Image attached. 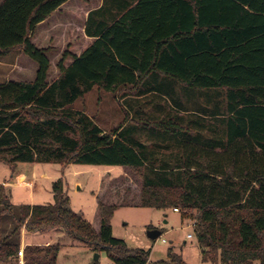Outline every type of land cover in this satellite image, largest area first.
Returning <instances> with one entry per match:
<instances>
[{"label": "trees", "instance_id": "trees-1", "mask_svg": "<svg viewBox=\"0 0 264 264\" xmlns=\"http://www.w3.org/2000/svg\"><path fill=\"white\" fill-rule=\"evenodd\" d=\"M66 1L0 0V55L21 49L37 64L32 81H0V162L11 170L17 163H55L128 172L102 183L97 229L70 207L61 178L51 184L52 202L44 204L13 205L0 185V215L12 220L0 236V263L17 256L24 227L29 233L60 230L105 252L112 264H151L149 250L129 248L112 234L115 211L138 206L177 208L181 217L193 211L202 262L264 264V0H102L84 22L92 41L79 54L66 49L58 75L48 80L47 49L31 36ZM155 72L191 95L221 96L223 103L221 113L218 101L197 109L222 114V137L203 135L202 129L216 130L201 117L189 119L194 125L186 130L172 125L181 152L163 167L148 163L120 125L104 131L73 108L94 87L137 86ZM59 249L58 243L27 245L24 264H56ZM153 264L186 262L169 249L167 259Z\"/></svg>", "mask_w": 264, "mask_h": 264}, {"label": "rangeland", "instance_id": "rangeland-1", "mask_svg": "<svg viewBox=\"0 0 264 264\" xmlns=\"http://www.w3.org/2000/svg\"><path fill=\"white\" fill-rule=\"evenodd\" d=\"M75 1L81 5H87L85 0ZM88 1L90 0H87V2ZM88 5L90 6L91 4ZM71 6L72 4L70 3L64 11L52 13L43 23L35 28L31 36V41L33 43L38 47L47 49V55L50 61L48 80H52L58 75L57 62L66 49L71 53H79L82 47L88 42L83 36L81 29L86 12H79V10L78 12H69ZM72 8L75 10L74 7ZM55 23H58L57 28L52 27ZM70 61L71 57H67L64 64L67 65ZM36 68L37 64L27 57L21 49H13L5 55H0V81L10 79L32 81L35 76ZM189 96H191V102L186 104L188 109L186 108V112L184 113L180 112L177 114L179 109L178 111L172 110L168 99L155 94L138 95L135 88L132 86H123L111 92L94 87L82 98L78 99L73 104V108L84 111L106 131L118 125L128 124L130 122L128 120L132 114L134 118V111L131 114V112L128 111V107H130L131 111L133 109L136 110L135 108L139 109V107H142V109H144V107H146L148 108V113L156 112L157 110L160 111L162 108L163 111L158 113L160 116L164 115L166 111H169V108L171 109L169 111L170 114L173 111V113H176L175 116L181 118L183 116L184 119L189 120L201 117L202 120L199 119L201 120L200 122H207V127L212 126V128L216 130V132L208 131L206 128L207 132H205V130L202 129L203 135L206 137L215 136L221 138L223 135V126L220 122L222 118V114L220 113L223 110L222 97H214L211 95L210 101H207L204 95L197 96L189 94ZM208 97H210L209 94ZM215 101H218L220 115L218 114L216 117H212L198 112L197 109L200 106L212 108L216 103ZM20 164V167L31 166V163ZM35 165L38 168L43 167L48 174V179L54 177L57 173L60 175V169H64L71 203L74 209H78L77 207L82 206V209L86 213L85 218L90 219V221L94 217L92 216L93 211H91V192L95 189L98 180L100 179L99 185H102V183H106L113 178L114 175L118 174L115 169L108 170L101 166L92 165L69 164L71 167L69 165H59L55 163H37ZM0 168L8 167L0 162ZM74 169H83L84 174L78 175V178L79 180H86V186L78 191H74V182L77 176L70 172ZM126 171L128 172L127 167H121L118 175ZM135 179H133L135 182L137 180L140 181L138 177ZM75 212L78 211L75 210ZM193 215V211H191L185 212L181 217L180 212L173 211L172 208L160 210L138 206L120 207L115 211L111 219L112 234L114 237L124 240L126 246L129 248L149 250V261L151 264L167 259L169 249L181 255L186 264H212L209 262H202L201 248L192 229ZM163 220H166V223L163 222ZM9 223L10 225L12 224V220L9 216L0 215V236L9 229ZM149 225L151 228L156 227L162 230V234L154 240L148 238L146 232ZM51 230V233L58 232L55 241L60 244L56 264H93L94 262L95 264H106L110 261L105 252H99L98 258L95 259V252L87 245L73 239L60 230ZM187 234H191L192 237H187ZM162 239L165 241H162ZM15 263L16 262H13V264Z\"/></svg>", "mask_w": 264, "mask_h": 264}, {"label": "crops", "instance_id": "crops-1", "mask_svg": "<svg viewBox=\"0 0 264 264\" xmlns=\"http://www.w3.org/2000/svg\"><path fill=\"white\" fill-rule=\"evenodd\" d=\"M72 1V2H71ZM87 5H81L75 0H68L63 3L58 10L54 13H60L64 11V9L71 3L72 6L69 8V12H86L84 22L86 20L87 13L95 8H98L102 4V0H90L87 2ZM88 4H91L90 6ZM89 6V7H88ZM75 10H73V8ZM57 17V16H56ZM46 20V19H45ZM44 20V21H45ZM42 21L41 23H43ZM70 22V21H69ZM84 22L82 24V34L87 39V46L91 41L92 37L87 36L84 33ZM39 23L38 25H40ZM37 25V26H38ZM58 23L52 25V27L57 28ZM36 26V28H37ZM84 46V47H85ZM80 50L79 53L82 52ZM73 54H79L72 52ZM152 75L153 78H147L145 81L140 82L137 86H132L135 88L138 95H146V94H155L157 96H162L165 99H168L170 108L174 111H178L177 114L180 112H186V108L189 104L190 94L188 88L183 86V84L173 81L170 79L169 76L162 74L160 72H155L149 74L147 76ZM158 105V104H155ZM128 107V106H126ZM128 111H134L135 115L133 118V114L128 121V124L120 125L121 130L125 131L127 138L130 141H133L137 144V147L141 149L145 160L149 163L151 161L154 167H163L166 165H174L175 164V156L181 152L180 148L176 145V136L174 133H171V126H176V129L183 128L186 130L187 128L192 127L194 124L190 122L188 119H184V117H177L175 116L176 113L170 114L169 111L171 109L168 108L169 111H166L164 115H159L158 113L163 111L161 108L158 111L156 108V112L148 113L146 107L142 109L135 108L136 110L130 109L128 107ZM126 121V122H128ZM134 121V122H133ZM193 121V120H192ZM196 121V120H195ZM199 122V121H197ZM205 123V122H204ZM207 124V122H206ZM117 127V126H116ZM181 130V129H180ZM106 131V130H104ZM180 132V131H179ZM178 132V133H179ZM184 132V131H183ZM35 164L31 163L30 167H20L21 164L17 163L16 167L11 170L9 168H0V185H3L6 189V193L9 196V201L13 205H20V204H44L52 202V191H51V184L57 178H61L64 183L65 192L69 198L70 207L75 211L82 213L85 218V212L81 207H77L78 209H74L70 197L68 195V183L66 182V176L64 173V169H60V175L57 173L54 177H50L48 179L47 172L43 169V167L38 168ZM6 166V165H5ZM71 167V165H69ZM68 166V167H69ZM102 168H107L108 170L115 169L118 174L121 169V166H103ZM72 172L76 177L74 191L81 190L83 187L86 186V180L78 178V175H83V169H74ZM108 172V171H107ZM114 175V177H117ZM54 178V179H52ZM21 180V181H20ZM100 179L96 184L95 189L91 192L92 193V204H91V211H93L92 216L93 219H87L90 223H92L95 229L98 228V223L95 221V210H96V195L100 193L102 189V185H99ZM67 187V188H66ZM81 204V203H79ZM80 206V205H79ZM86 219V218H85ZM166 223V220H163ZM10 226V223H9ZM156 228V227H154ZM51 229L41 233H29L26 232L24 227L20 230L19 235V249L24 250L25 246L27 245H37V246H46L48 244L56 243V238L58 236V232L51 233ZM3 235L6 234V231L2 233ZM23 264V254L22 256L18 255L14 257L11 261H8L5 264ZM18 262V263H17Z\"/></svg>", "mask_w": 264, "mask_h": 264}, {"label": "water", "instance_id": "water-1", "mask_svg": "<svg viewBox=\"0 0 264 264\" xmlns=\"http://www.w3.org/2000/svg\"><path fill=\"white\" fill-rule=\"evenodd\" d=\"M147 237L150 239H156L158 238L161 234L162 231L159 228H149L147 229ZM94 258L97 259L98 258V253L94 254Z\"/></svg>", "mask_w": 264, "mask_h": 264}, {"label": "built area", "instance_id": "built-area-1", "mask_svg": "<svg viewBox=\"0 0 264 264\" xmlns=\"http://www.w3.org/2000/svg\"><path fill=\"white\" fill-rule=\"evenodd\" d=\"M173 211H177L178 212L179 210L177 208H173ZM193 225H194V222H193ZM187 237H192V236H191V234H187ZM162 241H165V240L162 239ZM22 254H23V250L22 249H19L18 250V255L22 256ZM106 264H112V263L111 262H107Z\"/></svg>", "mask_w": 264, "mask_h": 264}]
</instances>
